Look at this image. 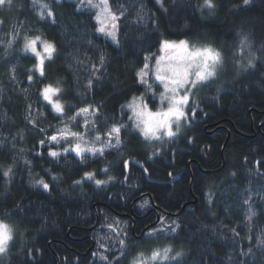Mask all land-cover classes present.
I'll use <instances>...</instances> for the list:
<instances>
[{
    "label": "trees",
    "instance_id": "1",
    "mask_svg": "<svg viewBox=\"0 0 264 264\" xmlns=\"http://www.w3.org/2000/svg\"><path fill=\"white\" fill-rule=\"evenodd\" d=\"M203 1L109 0L120 16L117 43L99 34L94 12L73 0L0 6V219L14 229L0 264H101L100 245L106 264H129L156 243L183 253L157 264H264V163L256 166L264 161V0H214L213 9ZM36 35L56 47L44 77L30 71L35 57L24 50V37ZM243 36L255 67L234 71L227 56L215 82L195 95L183 131L156 149L131 128L123 105L144 92L137 72L163 40L229 54ZM57 81L63 115L40 94ZM89 106L87 115L69 119ZM86 120L91 129H84ZM121 125V144L103 155H48L67 142H47L60 130L92 140ZM85 172L114 179L74 184ZM41 177L50 190L34 185ZM162 220L166 231L157 230Z\"/></svg>",
    "mask_w": 264,
    "mask_h": 264
},
{
    "label": "snow or ice",
    "instance_id": "2",
    "mask_svg": "<svg viewBox=\"0 0 264 264\" xmlns=\"http://www.w3.org/2000/svg\"><path fill=\"white\" fill-rule=\"evenodd\" d=\"M251 0H243L244 5L250 4ZM11 5L12 0H0V6L5 4ZM81 3L84 4L85 0H81ZM157 3H161V0H157ZM86 6L89 8H96L98 11L95 14V20L100 25L97 29L98 32L103 33L107 36H110L113 41H116L118 24L117 21L120 19L115 12L112 11L109 0H99L98 3L94 2V0H86ZM204 7L209 9H213L215 7L214 0H204ZM42 8L47 9V5H43ZM40 18H44V12L41 11L38 13ZM121 15L123 13L121 12ZM47 16L52 17L53 12L49 9L47 10ZM2 23V21H0ZM11 41H9V45ZM40 45L42 48L38 50L37 45ZM163 46L165 48H175L177 47L175 42H169L167 40L163 41ZM179 47L182 49L183 54L179 56V62H170L168 64H161L162 57L156 60L155 67V78L159 81L164 88V91L160 93V101L161 104L167 102V108L161 109L156 112H152L148 109V104L144 101L143 96L133 97L132 102L127 104V108H129L133 115L129 116V120H133L134 118L138 121L134 124V127L139 129L146 140H160L164 136L168 138H172L176 136V134L181 130V121H187L189 113L186 111V106L189 103L190 95L192 90L197 88L199 85H203L206 82L211 81L213 78L217 76V69L223 65L224 59L222 53L213 48L210 45L203 46H191L189 49V45L187 41L181 40L179 42ZM246 47H250L248 44L247 36H243L241 39V54H243V49ZM24 50L30 51L33 56L36 58L37 63L33 66L30 71L39 72L40 77L45 76L44 64L46 59H51L53 53L56 50L55 44L42 39L41 36L36 35L35 37L25 36L24 37ZM150 57H145L144 67L137 72V77L139 82L142 84L147 83L145 77L148 75L149 64L147 61ZM255 57L253 55L252 58L248 59L247 66L255 67L254 64ZM101 64L104 62V57H100ZM95 69V65H93ZM98 71V69H96ZM10 71L14 74L15 68L13 67ZM15 79V75L12 77ZM33 80L32 75H28V81L31 83ZM92 81L89 80V86H91ZM151 87V86H149ZM62 92V88L59 87V82L57 81L56 86L53 84H45L41 91V96L43 100L51 106L52 110L59 114H64L65 105L61 103V100L58 98L60 93ZM139 101V103H137ZM91 106L83 107L78 109L74 115L69 117L70 120H75L77 116L81 114H86L89 112ZM123 107V106H122ZM31 108V105H29ZM191 115H195V108L191 109ZM147 116V119H143V117ZM30 123L36 127V122L34 120H30ZM173 124L175 125V131L173 130ZM143 125V126H142ZM85 127H87V120L85 121ZM121 126H113L106 135L109 137L107 146H119L121 144L120 132ZM41 132H44L45 129L40 128ZM115 134V145H112V137ZM70 136L75 139L77 142L72 145L69 140V133L65 130H61L58 135H51L47 137V142L54 145H60L61 140L67 141L68 146H62L63 153L75 152L76 156L81 159L84 158L85 153H91L93 155L100 154L103 155L104 147H97L94 144H89L84 140L83 136L78 132H71ZM97 140L100 139V136L97 135ZM39 143L41 145L45 144V140H40ZM156 153H153L155 155ZM48 155L50 157L56 158L61 155V151L53 150L49 148ZM129 161L124 162V167L127 169ZM264 161L257 160L256 166L259 167ZM12 171V167L9 166L7 170L4 171V176H9ZM51 171V170H49ZM107 173L108 169L105 168L103 170ZM147 172V169H144ZM57 177L52 176V180H56ZM114 179L109 176L108 180ZM86 180H94L97 186L104 185L108 183V180L96 179L94 172H85L80 180L73 181L74 184H81ZM35 186L42 187L44 190H50V185L45 181L44 178H39L34 181ZM247 203V201H245ZM255 215L254 212H250L249 219ZM13 226L6 223L3 219H0V253H5L8 250L9 242L13 239ZM235 232V229H233ZM151 234V233H149ZM239 235V233H236ZM121 245H124V241H120ZM264 243V241H262ZM173 250L171 247H165L163 250L155 249L151 253L150 260L155 261L157 259L162 260H175L183 255L182 251L175 252L174 256H170ZM107 259V257H103ZM133 264H145L144 253H138L137 256L133 260Z\"/></svg>",
    "mask_w": 264,
    "mask_h": 264
},
{
    "label": "rangeland",
    "instance_id": "3",
    "mask_svg": "<svg viewBox=\"0 0 264 264\" xmlns=\"http://www.w3.org/2000/svg\"><path fill=\"white\" fill-rule=\"evenodd\" d=\"M73 1H75L78 4L79 8H84V9L93 11L94 12V15L98 11V9H96V8H89V7H87L86 6V0H85V3L84 4L81 3V0H73ZM94 2L98 3L99 0H94ZM99 26L100 25L97 23V29H98ZM99 34H101L102 36L106 37L111 42L117 43V36H116V41H113V39L110 36H107V35H105L103 33H100V32H99ZM182 40H184V39H182ZM163 41H165V40H163ZM163 41L161 42L158 50L156 52H154L150 56V59L147 61V63L149 64V69L147 70L148 71V75L145 77V80L147 81V83L144 84V86H145L144 92L142 94L138 95V96H135V97L143 96L144 101H146L147 104H148V109L150 111H152V112H156L158 110L166 109L167 108V102H164L163 104H161V101H160V93L164 91V88H163V85L159 81H157L156 78H155L156 60L158 58H161L162 57L163 58L162 61H161V64L162 65L168 64L170 62L178 63L179 62V59H178L179 56H181L183 54L182 49L179 47V42L181 40H167L169 42H175L176 45H177V47H175V48H165L163 46ZM184 41H187L188 42L189 49H191V46H193V45H195V46L208 45V44H205V43H195V42H191V41H188V40H184ZM240 43H241V41H240ZM37 47H38V50H41L42 51V48L40 47L39 44L37 45ZM213 48L219 50L222 53L223 59H224L223 64L226 63V58H227V56L230 55L228 57L229 58L228 62L231 64V67L234 69V71H237V72H239V71L247 68L246 65H247L248 59L252 58L253 55H254L253 52H252V48L251 47L244 48L243 49V54H241V45H239L236 49L231 50V52L229 54H226L222 49H220V47H213ZM35 61H36V58H35ZM36 63H37V61L35 62V64ZM222 69H224V66L223 65L220 68L217 69V75H219L221 73ZM37 73H39V72H37ZM215 80L216 79L213 78L211 81L206 82L203 85H199V86H197V88H195V89L192 90V93L190 95L189 103L186 106V111L187 112H188L189 107L192 104V101L193 102H196L197 101V100H195L196 99L195 98V95L196 96L197 95H201L202 94V91L205 88H207L206 86L210 85L212 82H215ZM149 86H151V87H149ZM192 99H194V100H192ZM130 102H132V98L127 103H125V105H123L124 106L123 107V110L126 113L128 112V117L131 116V115H133L132 111L129 108H127V104H129ZM137 103H139V101H137ZM85 115H87V114H85ZM143 119H147V116L143 117ZM129 122L131 124V128L132 129H136L142 135L141 131L139 129H137V128L134 127V124L136 122H138V121L134 118L133 120H129ZM188 123H189V116H188V120L187 121H184V120L181 121V130L178 133H180L181 131H183V129L188 125ZM82 125H83L84 129H91V126L88 123H87V127H85V121H83V124ZM173 130L175 131V125L174 124H173ZM60 132H61V130L59 131V133ZM66 132L69 133V140L71 141L72 145H74L77 141L70 136V132L69 131H66ZM80 134L83 136L84 140L87 141L89 144H94L97 147H104V151L105 150H108V149H114V148L117 147V146H107L108 145L109 137L106 134L105 135H99L100 136V139L99 140L96 139L97 135H95V134H93L94 135V138L92 140L87 139L86 136L83 133H80ZM142 137L144 138L143 135H142ZM170 139L171 138H168L167 136H164L160 140H156V139H153V140H146L145 139V140L147 141V143L149 145H151L152 148L158 149V148L164 146ZM63 141L64 140H61L60 143H62ZM112 145H115V134H113V137H112ZM63 146L64 147L68 146V142H65V145H63ZM54 150L61 151V153H63L62 152V146H59L58 148H56ZM73 153H75V152H73ZM85 154H91V153H85ZM159 225L160 226L157 228L158 231H166L167 230V223L164 220H162ZM109 230L114 231L113 228H108L107 231H108L109 234H111V232H109ZM150 233L153 236H158L157 234H155L154 230H152ZM159 235H160V233H159ZM102 237H103V235L100 238H102ZM165 247H170V246H168V245L162 246L161 244L156 243L155 245H153L150 248L149 251H145L144 249H140L131 258L129 264H133L134 258L137 256L138 253H141V252L144 253L145 264H157V263H160V262L167 261V260H162V259H157L155 261L150 260L151 253H152L153 250H155V249L163 250ZM105 249H106L105 248V245H100L99 256L102 259V260H100L102 262L101 264H106V261L103 258V257H107V255L105 254ZM172 250L173 251L171 253H169L170 256H174L175 252L181 251L180 249H174V248H172ZM6 259H7V251L5 253H0V262L1 261H6ZM169 260H172V259H169Z\"/></svg>",
    "mask_w": 264,
    "mask_h": 264
}]
</instances>
